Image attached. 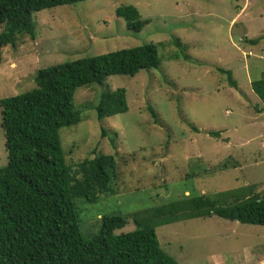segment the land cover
<instances>
[{
  "label": "rangeland",
  "instance_id": "rangeland-1",
  "mask_svg": "<svg viewBox=\"0 0 264 264\" xmlns=\"http://www.w3.org/2000/svg\"><path fill=\"white\" fill-rule=\"evenodd\" d=\"M125 5L149 21L142 31L115 15ZM33 19L34 40L22 36L0 49V100L32 90L39 70L76 56L159 45L157 69L104 82L110 90L126 89L127 113L99 121L106 88L81 87L74 101L82 122L60 131L77 173L95 155L116 157L114 193L77 202L84 238L96 236L101 217L112 215L128 220L117 233L131 232L135 212L184 192L214 196L252 186L264 192V112L256 111L260 100L251 88L264 74V0H90ZM220 70L232 72L237 88ZM7 164L0 108V167ZM157 236L177 264H264V227L213 216L160 226Z\"/></svg>",
  "mask_w": 264,
  "mask_h": 264
},
{
  "label": "trees",
  "instance_id": "trees-1",
  "mask_svg": "<svg viewBox=\"0 0 264 264\" xmlns=\"http://www.w3.org/2000/svg\"><path fill=\"white\" fill-rule=\"evenodd\" d=\"M86 1L90 0H0V49L16 46L22 36L36 38L34 13ZM115 15L135 32L149 23L134 5L119 6ZM157 45L76 56L39 70L32 90L0 100L8 153V164L0 167V264H177L160 245V226L216 216L264 227V192L257 193L252 186L214 196L184 192L173 201L135 212L136 228L131 232L117 233L128 220L112 215L101 217L96 236L87 240L81 234L77 202L95 203L100 195L114 193L116 157L95 155L77 173L67 163L60 131L82 122L74 101L81 87L106 88L96 108L99 121L127 113L126 89L110 90L104 82L157 69L162 62ZM220 72L237 88L231 71ZM251 88L260 100L256 111L264 112V74ZM150 111L156 118L155 110ZM110 141L116 149L115 138Z\"/></svg>",
  "mask_w": 264,
  "mask_h": 264
}]
</instances>
